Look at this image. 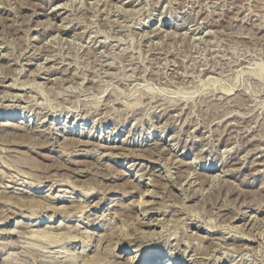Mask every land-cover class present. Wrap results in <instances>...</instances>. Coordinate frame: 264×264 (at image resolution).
<instances>
[{
	"label": "rangeland",
	"instance_id": "rangeland-1",
	"mask_svg": "<svg viewBox=\"0 0 264 264\" xmlns=\"http://www.w3.org/2000/svg\"><path fill=\"white\" fill-rule=\"evenodd\" d=\"M130 256L264 264V0H0V264Z\"/></svg>",
	"mask_w": 264,
	"mask_h": 264
},
{
	"label": "bare ground",
	"instance_id": "bare-ground-1",
	"mask_svg": "<svg viewBox=\"0 0 264 264\" xmlns=\"http://www.w3.org/2000/svg\"><path fill=\"white\" fill-rule=\"evenodd\" d=\"M24 119V118H23ZM10 124V123H9ZM19 124H24V122L23 121H20V122H18V125ZM22 129V128H21ZM119 150V149H118ZM216 180V179H215ZM148 195V192H146L145 193V196H147ZM141 208V207H140ZM141 213V212H140ZM139 213V214H140ZM144 213V212H143ZM142 215H144V214H142ZM136 221V220H135ZM50 236V235H49ZM46 237V236H45ZM137 237V236H136ZM50 238V237H49ZM132 238V237H131ZM130 238V239H131ZM134 238V237H133ZM130 241H132V240H130ZM135 241V240H134ZM137 242V241H136ZM130 243V242H129ZM133 243V242H132ZM134 249V248H133ZM130 250V253H135V251L134 250ZM129 250V249H128ZM136 252H137V250H136ZM122 254H124V256H125V254H127V252L126 251H124V252H122ZM131 262H130V264H136V261H135V258L134 257H129L128 258ZM171 260V259H170ZM146 264H172L170 261H167V262H164V260L160 257V256H158V257H155V258H153V259H151V260H149Z\"/></svg>",
	"mask_w": 264,
	"mask_h": 264
}]
</instances>
